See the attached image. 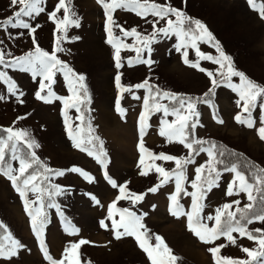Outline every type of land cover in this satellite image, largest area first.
<instances>
[{"label":"rangeland","instance_id":"rangeland-1","mask_svg":"<svg viewBox=\"0 0 264 264\" xmlns=\"http://www.w3.org/2000/svg\"><path fill=\"white\" fill-rule=\"evenodd\" d=\"M57 2L58 0H44L45 12L32 18L22 17L36 28L32 34L29 30L13 28L5 23L9 17L14 16L20 6L13 5L11 0H0V51L6 54L7 60L33 51L35 45L50 53L53 51L57 46V38L64 35L57 30L56 24L48 15ZM149 2L161 5L170 3L171 6L182 9L193 20L201 21L224 53L231 57L234 68L243 72L253 82L264 86V18H261L259 12L264 0H255L256 8H253L248 0H149ZM71 7L79 19V27L68 26L67 39L59 41V47L63 51L56 54L75 73L85 77L87 95L81 104L83 122L77 119L81 113L74 108L66 109L62 100L53 98L52 102L45 103L36 99L35 92L39 88L40 77L33 80L30 73L0 65V71L7 72L8 77L15 82L18 94L23 93L19 98L18 94L11 95L7 90V82L0 81V97H3L0 99V127L28 131L32 139L39 144L35 151L40 161L49 168L65 170L63 176H50L51 183L61 186L65 191L54 197L55 203L60 205L63 212V220L55 208L45 207L47 223L43 239L49 255L54 260L64 259L67 264L65 249L70 248L73 243L85 240L88 243L80 245L76 250L80 264H151L135 237L115 238L111 221L107 218V209L119 195V189L112 188L105 180V168L93 156L74 146L67 133L65 125L67 118L73 127L81 125L85 130L90 122L94 136L99 137L95 143L96 150L106 153L104 159L107 161L108 175L115 179L118 185L126 183L128 191L145 194L144 199L135 205L124 199L117 202V207L129 208L137 215L143 216L142 223L152 237L150 242L154 245V237L159 235L171 253L177 257L175 264H215L213 254L208 249L216 246H221L217 255L222 259H249L242 248L256 249L258 245L247 236L241 237L239 233H233L234 244L225 237L206 244L188 229L186 216L177 217L170 213L169 204L170 196L174 193V178L160 186L156 192H148L149 188L160 184L162 179L154 167L149 169V165L160 166L171 172L176 167L174 161H153L145 153L144 165L139 163L141 136L138 117L143 110L145 94L144 89H136L133 86L147 79L164 91L199 94L210 85V78L206 72L215 73L219 65L199 59L196 50L191 47L187 49L188 60L191 63L199 60V67L205 71L185 64L183 50L181 52L175 50V45L179 43L175 35L168 37L160 35L156 42L150 45L152 48L150 56L146 49L139 54L140 58H150L154 63L151 65L135 63L137 59L135 49L142 45L134 36H124L121 29L130 31L135 28L142 36H147L152 33L153 21L158 18L151 15L141 17L135 11L117 9L113 13L115 24L109 27L112 28L114 37L129 46L121 48V67L117 68L115 49L107 42L108 33L105 29L107 18L101 5L97 0H71ZM62 15L61 11L57 18H62ZM164 26L163 20L157 25ZM197 47L204 54L219 55L209 43L197 41ZM129 60L134 63L130 65ZM117 75L121 77V85L131 87V91L119 93L115 80ZM54 80L53 91L57 96L67 98L70 93L63 74L56 73ZM232 80L233 83L240 82L239 77H233ZM134 96L139 99H135ZM118 98L120 107L125 110L123 116L116 108ZM237 99V94L229 88L222 86L216 89L213 97L215 112L223 123H217L213 118V110L208 105L198 104L199 122L192 138H218L264 168V140H261L257 133L261 126L260 109L257 107L253 111V118L256 120L253 128L237 123L234 119L240 111L236 105ZM162 119L171 122L175 117H164L162 112L150 114L149 126L142 138L145 148L155 155L163 153L177 158L187 157L189 150L182 144L175 140L169 142L166 137L159 134ZM193 159L195 163L185 166L187 180L183 187L189 193L195 191L191 188V181L195 178L196 167L205 164L209 158L206 152H201L193 156ZM10 162L14 167L18 166V162L11 161V158ZM73 167L89 173L94 177V181L90 183L79 173L70 171ZM144 169H148L146 176L140 174ZM220 172V179L204 195L201 213L203 217L214 216L217 208L235 200L240 201L241 207L249 203L245 193L227 195V187L233 180L234 173L224 170ZM91 196H95L99 204L95 203ZM28 199L31 201L35 197L29 193ZM178 201L185 211L191 210L189 195L182 192ZM235 207L233 205V210ZM101 219L108 224L107 228L100 226ZM115 219L119 220L118 214ZM66 222L71 228L78 229V232L75 234L66 232ZM204 222L209 227L214 223L206 219ZM0 224L4 226L1 228L0 244L7 245L9 241L6 237L10 234L11 238L24 246L11 259L0 258V264H49L41 251L40 242L32 231L24 200L2 174H0ZM247 229L259 235L255 230H264V222L254 221L247 225Z\"/></svg>","mask_w":264,"mask_h":264},{"label":"snow or ice","instance_id":"snow-or-ice-1","mask_svg":"<svg viewBox=\"0 0 264 264\" xmlns=\"http://www.w3.org/2000/svg\"><path fill=\"white\" fill-rule=\"evenodd\" d=\"M248 2L253 8H256L255 0H248ZM11 3L13 5L19 4L20 7L18 11L14 13V16L9 17L5 23L13 28L29 30L34 34L36 28L22 19V17L32 18L45 12L43 6L44 0H11ZM97 3L101 5L107 18V23L105 25L106 32L108 33L107 42L115 49L117 68L121 67V48L129 47L123 44L119 38L114 37L112 28L109 27V25L115 24L113 13L117 9L135 11L137 15L141 17L151 15L158 18L153 21V31L147 36H142L135 28L130 31L121 29L124 36H134L142 45V47L135 49L137 52L135 63H143L146 65L154 63L150 58H140L139 54L146 49L150 56L152 52L150 45L156 42L160 35L164 37L175 35L179 40V43L175 45V50L177 52L183 50L182 56L185 64H190L191 67L199 68L202 72L205 71V69L199 67V60L195 63H191L188 60L189 53L187 49L191 47L196 50V56L199 59L211 61L219 65L215 73L212 71L206 72L207 76L210 78V87L201 97L178 96L175 93L164 91L150 85L147 79L133 86L136 89H146L148 92V95L143 98V110L138 117L141 136V142L139 143L141 157L139 163L140 165H144L145 153H147L148 157L153 161L163 160L175 162L176 167L171 172L160 166L149 165V169L154 167L155 172L159 173L162 179L160 184L149 188L148 192H156L160 186L174 178L175 194L170 196L171 205L169 211L173 216H186L188 229L203 243L211 244L215 240L225 237L234 244L235 238L233 237V233H239L241 237L247 236L249 240L255 241L258 245L256 249L242 248V251L246 253L249 258L247 260L232 258L222 259L217 255L220 252L221 246L211 247L208 250L213 254L215 264H264V230L256 229L255 232L259 233V235H255L247 229V225L252 224L254 221L264 222V207L259 211L255 210L258 199L259 202L264 205V168H256V171L252 174V182H250L248 176L240 171L236 164H232L230 167L225 165L224 171L234 173V178L227 187V195L232 196L234 194L238 195L241 192L245 193L249 203L241 208L239 206L240 201L235 200L232 203L224 204L221 208H217L214 216L208 215L207 217H203L201 213L204 207L202 203L204 195L206 191L211 190L220 179L221 172L218 165L225 164L224 157L226 156L227 150L224 149L223 146L216 145L213 141L192 138V134L199 122L200 113L197 111L198 104H205L212 108L213 118L217 123H223L216 115L213 101L216 89L223 86L231 89L238 96L236 105L240 111L234 117L237 123L253 128L256 124V120L253 118V111L259 107L261 112L259 122L261 126L257 129V133L259 138L264 140V86L253 82L243 72L234 68L231 57L224 53L219 43L215 41L213 35L201 21L193 20L188 17L182 9L173 7L170 3L161 5L156 2H149V0H143V2H141V0H97ZM61 11L63 13L62 18L58 19L57 14ZM259 12L261 18H264V4L260 5ZM48 15L56 24L57 30L64 33L62 37L57 38V46L54 47L53 51L50 53L46 50H42L38 45H35V39L33 38V43L35 45L34 50L29 51L23 56L7 60L5 58L6 54L0 51V65H3L5 68L11 67L21 72L30 73L33 80L40 77L39 88L35 92L36 99L45 103L52 102L53 98L62 100L66 109L74 108L78 113H81V115L77 116V119L83 122L84 116L81 112V104L84 103V97L87 95V89L84 84L85 77L82 74L75 73L74 70L64 61L60 60L56 54L59 51H63V49L59 47V41L60 39H67L66 32L68 26L79 27V19L72 10L71 0H58L53 10L49 12ZM172 17H175V19H172ZM161 20L165 21V26L157 27ZM197 41L211 44L219 55L213 56L202 53L197 47ZM128 63L131 65L134 61L129 60ZM58 72L63 74L67 84L70 93L67 98L57 96L53 91L52 85L55 83L54 77ZM233 77H239L240 82L238 84L233 83ZM115 80L120 94L131 91V87L121 85L120 75H117ZM0 81L7 82V90L11 95L18 94L17 86L15 82L8 77L7 72L0 71ZM42 93L44 94L42 95ZM81 93L84 95L82 96ZM22 95L23 93L19 92L17 98ZM134 98L139 99V97L135 96ZM0 99H3V97H0ZM161 100H169L173 103L170 107L169 105L160 103ZM116 108L123 116L125 110L120 107L119 98L116 101ZM154 112H162L164 117H175L171 122L167 119H162L160 121L161 127L159 134L162 137H166L169 142L175 140L182 144L189 150V155L187 157L177 158L163 153L155 155L148 152L145 148L142 138L146 128L149 126L148 120L150 114ZM65 116L67 117V113H65ZM65 125L69 137L73 140L74 146L80 151L87 152L89 156H93L97 162L105 168V180L112 188L119 189V195L107 209V218L111 221V228L115 232V238L120 239L122 236L135 237L139 247L147 254L151 264H175L177 257L171 253V250L159 235L154 237V245L150 242L152 237L149 236L148 230L142 223L143 216L137 215L136 212L129 208L117 207V202L124 199L129 200L135 205L137 202L144 199L145 194H136L128 191L126 183L118 185L117 181L108 175L106 171L107 161L104 159L106 153L102 150H96L94 141H98L99 137L94 136L90 122L88 123L87 130L81 125L73 127L72 124L68 123L67 118L65 120ZM0 132L6 134L0 137V174L11 182L12 186L24 200L25 210L30 217L32 231L40 242V248L45 259L49 261V264H65L64 259L54 260L49 255L43 239L44 228L47 223L45 207L55 208L56 211L63 216L60 205L55 203L54 197L62 194L65 189L51 183L50 176H63L65 170H53L40 161L35 151V149L39 147V144L32 139L28 131L7 127L0 128ZM100 143L102 145V142ZM205 144H207L208 147H204ZM9 152L11 153V161L18 162V166L14 167L7 159V154ZM201 152H206L209 159L205 164L196 167L195 178L191 181V188L195 191L189 193L187 189L183 187L184 182L187 180L185 166L195 163L193 156L199 155ZM70 171L79 173L90 183L94 181L93 176L77 167H73ZM205 172L206 175H204ZM140 174L146 176L148 174V169L142 170ZM182 192L191 197L190 211H185L183 205L178 201V197ZM29 193H31L35 199L30 201L28 199ZM90 198L95 201V203L99 204L95 196H91ZM233 205L236 206L235 210H233ZM117 214L119 215V220L115 219ZM205 219L207 221H213V226L209 227V225L204 222ZM99 223L102 228L108 227V224H106L103 219H101ZM2 227L4 226L0 224V228ZM121 229H123V231H121ZM65 231L69 232V234H75L78 232V229L71 228L70 224L66 222ZM6 239L9 241L7 245L0 244V258L11 259L13 256H16L18 251L24 246L18 240L11 238L10 234ZM85 243H88V241L80 240L78 243L71 244L70 248L65 249L67 264H80L77 259L76 250L80 245Z\"/></svg>","mask_w":264,"mask_h":264},{"label":"trees","instance_id":"trees-1","mask_svg":"<svg viewBox=\"0 0 264 264\" xmlns=\"http://www.w3.org/2000/svg\"><path fill=\"white\" fill-rule=\"evenodd\" d=\"M145 80L141 81L140 83L144 82ZM149 82V81H148ZM150 85H153L155 86L153 83L149 82ZM156 87V86H155ZM210 87V85L205 88L201 93L199 94H194V93H189V92H176L175 94H177L178 96H185V97H201L205 92L208 91V88ZM144 94L145 96L148 95V92L146 89H144ZM162 104H165V105H169L171 107L172 103L171 101L169 100H164L163 102H161ZM211 110H213L212 108H210ZM85 113V111H84ZM0 128H3V127H0ZM5 133L3 132H0V137H3ZM201 140H205V141H213L215 142L216 145L218 146H223L224 149L227 150L226 152V156L224 157V161H225V164L224 165H218V168L219 170H224V166L227 165V166H231L232 164H236L238 166V169L240 171H242L243 173H245V175L248 176L249 178V181L252 182V174L256 171V168H263L262 166H260L259 164H257L254 160H252L251 158H249L247 155L241 153L240 151L238 150H235L234 148L226 145L225 143H223L220 139L218 138H215V137H204L202 138ZM94 143H96V141H94ZM137 146H138V142L136 143ZM96 145V144H95ZM97 146V145H96ZM204 147H208L207 144L204 145ZM98 150V149H97ZM228 153H231V154H228ZM189 155V151L187 153L186 156ZM10 153L7 154V159L10 161ZM53 170H55L54 168H51ZM31 171V170H30ZM204 175H206V173H204ZM175 194V187H174V191H173ZM182 194V193H181ZM180 194V195H181ZM256 194V193H254ZM179 195V196H180ZM46 202H47V199H46ZM171 203L169 204V207H170ZM241 207V206H240ZM244 207V206H243ZM241 207V208H243ZM262 207H264V205H262L260 202H259V199L255 205V210L256 211H259ZM235 210V209H234ZM46 212V211H45ZM58 213V212H57ZM59 217L63 220V216H61L59 213H58ZM1 228H0V235H1ZM245 260V259H244ZM247 260V259H246Z\"/></svg>","mask_w":264,"mask_h":264}]
</instances>
